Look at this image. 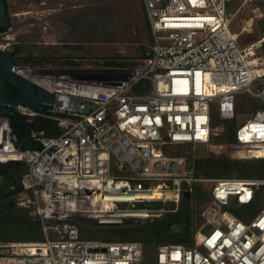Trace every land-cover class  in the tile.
<instances>
[{"label": "built area", "instance_id": "2783aa9c", "mask_svg": "<svg viewBox=\"0 0 264 264\" xmlns=\"http://www.w3.org/2000/svg\"><path fill=\"white\" fill-rule=\"evenodd\" d=\"M141 1L153 40L146 57L13 67L54 94L50 110L16 112L50 117L61 132H32L40 148L22 149L0 116V163L27 166L21 188L9 186L10 199L43 232L40 241L0 242V264H143L141 242L83 238L77 218L109 226L159 217L204 182L209 202L199 207L192 244H159L154 264H264V178L198 177L172 153L209 144L211 103L220 118L233 119L244 93L262 107L237 123L224 152L264 158V35L239 45L229 0ZM258 193L262 207L247 221L217 208L238 210Z\"/></svg>", "mask_w": 264, "mask_h": 264}, {"label": "rangeland", "instance_id": "374dc122", "mask_svg": "<svg viewBox=\"0 0 264 264\" xmlns=\"http://www.w3.org/2000/svg\"><path fill=\"white\" fill-rule=\"evenodd\" d=\"M6 3L11 23L0 33V48L10 52L14 45L20 44L22 54L28 50L42 58L35 65H49L48 56L56 57L51 65L57 66L78 65L81 62L96 64L100 60L131 61L141 57L142 46L150 49L153 41L141 0H6ZM227 12L231 17V30L237 34L239 45L255 42L264 35V0H229ZM261 51L264 53V45ZM18 61V65L27 64L23 59ZM242 107H239V112L237 108L236 121L249 115L250 107ZM215 108L216 103L212 102V113ZM222 130L219 125L212 126V139L221 135ZM225 148L217 152H224ZM175 151L180 155H176ZM175 151L172 152L175 156L191 154L200 157L210 153V146L190 145ZM204 183L200 186L208 187L209 182ZM208 201L201 196L198 201L193 197L196 208L205 206ZM262 201L263 198L238 210L230 205L217 208L234 214L237 212L242 215V221H247L259 212ZM77 221L80 229L89 231L84 238L99 237L100 226L82 217H78ZM136 223L129 220L124 224L134 227L139 224ZM155 249H146L143 264H154Z\"/></svg>", "mask_w": 264, "mask_h": 264}, {"label": "trees", "instance_id": "16d2710c", "mask_svg": "<svg viewBox=\"0 0 264 264\" xmlns=\"http://www.w3.org/2000/svg\"><path fill=\"white\" fill-rule=\"evenodd\" d=\"M147 28L150 33L148 22ZM5 30L6 29L0 28V33ZM150 52V49L146 50L142 46L140 58L146 57ZM8 54L15 56L17 64H19V59H23V62L35 65L40 59H42L31 54V51L28 50L26 53L22 54V45L20 44L14 45ZM47 59H50V62L47 64H51L55 62L56 57L48 56ZM102 61L103 60H100V62ZM106 61L107 62L105 63H118L115 60ZM4 89L12 90V86L5 83ZM241 105H247L250 107L249 115H251L256 109L262 107L259 100L245 94L237 96L236 113L237 108L238 112L239 107L243 108ZM211 114V126L219 125L223 129L221 135H217L214 140H210V153L208 155L193 157L191 154H186V168L191 170L195 176L204 178H264V158L237 159L227 156L225 152H214H217L218 149L226 146L227 143L234 141L235 131L239 121H236L235 118H220L216 110H214L213 113L211 112ZM249 115L243 119L247 118ZM2 116L8 118L12 136L18 147L22 149L31 148V142L33 139L32 132L43 131L44 135L47 136H55L61 132L56 121L47 116L36 115L33 117H27L19 112L10 116ZM190 145L191 144H181L176 147V150L178 148H186ZM175 154L180 155L176 151ZM26 168V164L21 161L0 163V201H5L11 198L12 192L9 191V186L16 183L20 174ZM207 189V186L206 188H202L200 185H196L195 192L196 190L200 191V194L203 197L204 194H207ZM261 191H264V188L259 190V192ZM193 197L192 192L189 196L182 195L175 211L172 212L171 210H168L165 214L159 217L139 220L136 223L139 224L134 227H131V224L100 226V234L97 239L104 241L137 240L141 242L144 252L146 249L155 248L159 244L191 245L193 242V235L202 223L200 210L194 206ZM261 198L262 196L258 193L255 201L261 200ZM167 207L168 209L174 208L173 204H168ZM235 215L240 219H243L242 215L239 213L235 212ZM87 234H89L88 230H80L81 237L84 238ZM42 239L43 234L41 232V223L38 218L29 214V209L14 204L12 207L0 212V242L40 241Z\"/></svg>", "mask_w": 264, "mask_h": 264}, {"label": "water", "instance_id": "95a60500", "mask_svg": "<svg viewBox=\"0 0 264 264\" xmlns=\"http://www.w3.org/2000/svg\"><path fill=\"white\" fill-rule=\"evenodd\" d=\"M11 20L7 13L6 0H0V28L6 29ZM16 58L0 48V116L13 115L19 106H25L32 110H50L54 100V94L39 86L30 79L13 70ZM5 83L12 86V90H5ZM31 147L40 148V143L31 142ZM17 188H21L16 181ZM183 196H189L184 192ZM14 205V201L7 199L0 201V212Z\"/></svg>", "mask_w": 264, "mask_h": 264}, {"label": "bare ground", "instance_id": "6f19581e", "mask_svg": "<svg viewBox=\"0 0 264 264\" xmlns=\"http://www.w3.org/2000/svg\"><path fill=\"white\" fill-rule=\"evenodd\" d=\"M22 73L24 74V72L22 71ZM220 132V131H219ZM240 154H243L244 156H246V154H248L247 152H244V151H242ZM201 196V194H200V192L198 191V190H196V192H195V197H196V200L198 201V199H199V197ZM202 197V196H201ZM203 199H204V197H202ZM209 202V201H208ZM208 202H207V204H208ZM206 204V205H207ZM205 205V206H206ZM205 206H203V207H205Z\"/></svg>", "mask_w": 264, "mask_h": 264}]
</instances>
